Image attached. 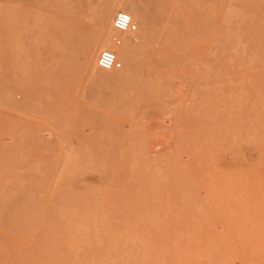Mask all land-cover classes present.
<instances>
[{
	"label": "rangeland",
	"instance_id": "1",
	"mask_svg": "<svg viewBox=\"0 0 264 264\" xmlns=\"http://www.w3.org/2000/svg\"><path fill=\"white\" fill-rule=\"evenodd\" d=\"M125 3L144 52L104 72ZM263 24L264 0H0V264H264Z\"/></svg>",
	"mask_w": 264,
	"mask_h": 264
},
{
	"label": "bare ground",
	"instance_id": "2",
	"mask_svg": "<svg viewBox=\"0 0 264 264\" xmlns=\"http://www.w3.org/2000/svg\"><path fill=\"white\" fill-rule=\"evenodd\" d=\"M120 9L121 10H127L128 12H130V16H131L132 20H135V18L138 15H143L144 14L143 9H138V10L132 9V8L127 6V3H125L123 5V7L119 8L118 10H120ZM102 20H103L104 23L109 24L110 31H108V32L100 31V35L103 37L105 46H107L108 48L113 50L116 53V56H118V57H134L139 51L141 52L143 50V49H138V48H136L134 46V43H133V41L131 40V38L129 36L130 33H126V34L122 35V34H118L113 29L114 28L113 27V21L114 20L112 19L111 15H108V16L104 15L102 17ZM115 36H120L121 39H122L123 44L120 47H117V46L114 45L113 40H114ZM135 41H138V39H135ZM99 48L100 47H98V52H99ZM142 52H144V50ZM154 53L155 54L156 53L160 54L161 51L160 52L159 51H156V52L154 51ZM87 56H88V59H87L88 62L92 61L93 64H95L96 57L93 56V54L91 55L90 52H88ZM153 57H149L148 58L147 68L143 71V73H142V75L140 77V81H139L138 85L141 88L142 87L145 88V90L147 91V94L149 96H151V95L163 96V95H165V88L168 87V84L165 82V80H163V78L161 76V73H162V70H161L162 65L161 64L163 63V61L165 59H156V58H153ZM152 59H154L156 61V64H153ZM91 65H92V63H91ZM110 72H112V71H110ZM227 72H228V70H227ZM205 262H207V261H205ZM208 263H209V261H208Z\"/></svg>",
	"mask_w": 264,
	"mask_h": 264
},
{
	"label": "built area",
	"instance_id": "3",
	"mask_svg": "<svg viewBox=\"0 0 264 264\" xmlns=\"http://www.w3.org/2000/svg\"><path fill=\"white\" fill-rule=\"evenodd\" d=\"M113 27L119 34L135 33L137 32V25L131 19L130 14L125 11H119L116 13L113 21ZM114 45L120 47L123 42L120 36L114 37ZM97 66L104 72H110L113 70H120L123 67L122 62L116 56V53L112 50H102L97 58Z\"/></svg>",
	"mask_w": 264,
	"mask_h": 264
}]
</instances>
